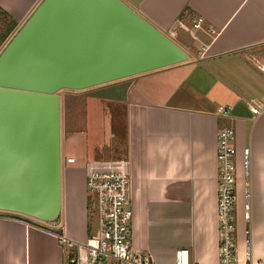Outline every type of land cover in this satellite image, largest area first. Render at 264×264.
<instances>
[{
  "label": "crops",
  "instance_id": "crops-1",
  "mask_svg": "<svg viewBox=\"0 0 264 264\" xmlns=\"http://www.w3.org/2000/svg\"><path fill=\"white\" fill-rule=\"evenodd\" d=\"M123 1L189 55L182 63L72 92L90 94L82 103L91 108L114 103V109H125L127 129L116 135L121 144L103 154L130 161L132 246L150 251L155 264H176L179 249L188 250L189 264H219L218 131L232 124L236 248L244 261V232L251 228L252 262L264 264V114L255 117L247 107L248 99L264 96V0ZM40 2L0 0L6 23L15 24L11 33ZM219 105L232 106L228 118L217 114ZM113 111L117 124L120 112ZM62 123L70 128L64 138L68 142L77 126L65 119L64 109ZM246 148L251 151L250 177L243 170ZM67 157L77 162L73 154ZM85 164L63 167L60 219L46 224L77 241L97 237V223L89 220ZM247 191L250 220L244 217ZM69 251L74 250L49 230L0 218V264H66Z\"/></svg>",
  "mask_w": 264,
  "mask_h": 264
},
{
  "label": "water",
  "instance_id": "water-1",
  "mask_svg": "<svg viewBox=\"0 0 264 264\" xmlns=\"http://www.w3.org/2000/svg\"><path fill=\"white\" fill-rule=\"evenodd\" d=\"M123 0H41L0 52V210L62 212V90L187 61Z\"/></svg>",
  "mask_w": 264,
  "mask_h": 264
},
{
  "label": "built area",
  "instance_id": "built-area-1",
  "mask_svg": "<svg viewBox=\"0 0 264 264\" xmlns=\"http://www.w3.org/2000/svg\"><path fill=\"white\" fill-rule=\"evenodd\" d=\"M201 19L194 23L199 28ZM247 107L253 116L264 114V96L250 98ZM231 105H219L217 114L228 118ZM236 130L232 124H224L218 131V194L217 220L219 232V264H253L251 257L252 230L244 232L245 259L241 261L236 248L237 169L235 158ZM66 165L74 164V157H66ZM62 159V166H66ZM243 170L251 174V151L243 153ZM87 196L95 194L93 201L98 214V236L86 241L71 239L67 234L52 230L46 222L18 213L0 210V218L20 220L27 226L49 230L59 242L74 251L67 252L66 264H155L153 254L136 250L131 243L134 209L132 205L130 161L128 158L91 159L85 164ZM89 208L90 199L88 197ZM95 211V209H93ZM244 217L251 219V198L247 191L244 197ZM176 264H189L188 250L179 249Z\"/></svg>",
  "mask_w": 264,
  "mask_h": 264
},
{
  "label": "rangeland",
  "instance_id": "rangeland-1",
  "mask_svg": "<svg viewBox=\"0 0 264 264\" xmlns=\"http://www.w3.org/2000/svg\"><path fill=\"white\" fill-rule=\"evenodd\" d=\"M7 19L0 12V52L9 42L14 33L8 34L7 30L9 27V23L5 21ZM90 89V88H89ZM83 90H62L59 94L64 97V116L66 120L71 121L73 127L77 126V130L74 128V137H70L67 142L66 136L67 133L70 132V128L68 124L62 123V159L64 160V164L66 165L65 158L67 155L73 154L77 158V162L74 165H84L87 161L91 159H113L120 158L116 156H112L111 154H103L105 152L110 153L113 151L111 147L114 144L120 143L116 140V135L121 136L123 134V130L127 129V125L123 120L125 113V109L119 108L114 109V103H109L108 107L99 106L97 104L91 108V105H86L82 103L87 95H73L72 92L81 93ZM95 96H98L95 94ZM62 97V96H61ZM70 100V101H68ZM91 100V99H90ZM103 103V102H101ZM113 110L119 111L118 115V123L116 124L115 113ZM70 111V113H69ZM109 112H112L109 115ZM73 130V129H72ZM73 134V133H72ZM65 135V136H64ZM119 138V137H118ZM121 144V143H120ZM69 166L72 164H68ZM90 199V210H89V220L91 223L93 221L97 223V230H95V234L93 236H98V214L96 212V207L93 205V201L96 196L93 193L88 195ZM95 209V211H93Z\"/></svg>",
  "mask_w": 264,
  "mask_h": 264
},
{
  "label": "trees",
  "instance_id": "trees-1",
  "mask_svg": "<svg viewBox=\"0 0 264 264\" xmlns=\"http://www.w3.org/2000/svg\"><path fill=\"white\" fill-rule=\"evenodd\" d=\"M9 34L12 32V30L14 29V27H15V24L14 23H11L10 25H9Z\"/></svg>",
  "mask_w": 264,
  "mask_h": 264
}]
</instances>
